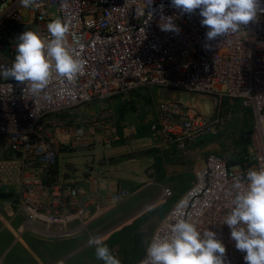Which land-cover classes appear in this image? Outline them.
<instances>
[{
  "label": "built area",
  "instance_id": "built-area-1",
  "mask_svg": "<svg viewBox=\"0 0 264 264\" xmlns=\"http://www.w3.org/2000/svg\"><path fill=\"white\" fill-rule=\"evenodd\" d=\"M38 3L23 8L19 0H0V191L14 193L22 225L35 234L71 236L84 229L94 206L126 196L124 190L102 195L96 177L87 178L88 186L67 179L59 171V155L65 146L72 152L91 151L121 140L113 108L82 114L77 112L80 107L156 87L164 99L157 106L151 135L178 150L226 126V101L250 111L252 124L238 159L216 152L204 156L192 186L161 219L148 245L154 237L170 239L171 225L186 219L202 236L208 230L217 233L226 248V264H244V254L236 250L223 221L233 206L234 182L241 180L246 187V171L264 169V11L239 32L208 42L198 10L182 14L170 0ZM51 8L69 25L65 47L83 70L70 81L53 67L48 87L33 96L25 84L4 73L24 31H35L47 42ZM165 18L172 19L179 33L160 30ZM174 91L211 98L213 114L175 101ZM50 116L56 117L47 121ZM146 249L133 264H151Z\"/></svg>",
  "mask_w": 264,
  "mask_h": 264
},
{
  "label": "clouds",
  "instance_id": "clouds-1",
  "mask_svg": "<svg viewBox=\"0 0 264 264\" xmlns=\"http://www.w3.org/2000/svg\"><path fill=\"white\" fill-rule=\"evenodd\" d=\"M19 5L39 7L38 0H19ZM170 6L182 14L198 10L208 42L239 32L257 18L258 11H264L261 0H170ZM160 30L180 31L171 18L164 19ZM68 32L69 25L59 17L47 24V42L35 31H24L17 40L15 59L4 75L25 84L33 96L48 87L53 67L59 76L73 80L83 64L65 47ZM204 47L209 49L210 45ZM245 180L246 187L241 180L234 182L233 206L223 224L229 228L236 250L244 254V264H264V169L249 168ZM170 237H154L149 243L146 255L151 264H226V248L213 231L202 236L195 224L177 219L171 225ZM88 243L95 247V256L103 264H121L101 239L90 238Z\"/></svg>",
  "mask_w": 264,
  "mask_h": 264
},
{
  "label": "rangeland",
  "instance_id": "rangeland-1",
  "mask_svg": "<svg viewBox=\"0 0 264 264\" xmlns=\"http://www.w3.org/2000/svg\"><path fill=\"white\" fill-rule=\"evenodd\" d=\"M25 15L26 13H24ZM50 15L52 20L57 18L54 8L50 9ZM150 89L156 90L157 88L153 87ZM137 91L82 106L77 112L90 114V111H94L91 113L95 114L107 106L113 108L116 114V109L118 111L121 109L125 113H128L131 118H135L144 111L145 107H150L152 111L157 110L159 102H145L144 100V103H142V100L136 97L137 94L135 93ZM171 97L183 104L190 106L199 105L203 111L210 110L212 105L211 98L190 92L174 91ZM138 111L139 113H137ZM54 117L56 116L52 118ZM61 118L63 119L64 116ZM251 124L248 120L230 119L219 133L208 135L202 140L207 139L208 141H212L222 156L238 159L240 151L244 147L242 146V139L249 136ZM202 140H199V143L200 141L203 143L204 141ZM244 151L246 150L244 149ZM90 153L91 151L73 155V157H80V162L75 163L77 169L80 170L81 167H84L83 171H86L87 165H85V161H88L86 158L90 159ZM193 164L183 163V170H180L178 174H175L176 172L173 171V175L168 176L166 181L161 177V170H163L161 164L152 165L153 172H149L148 169L145 171V174L149 172L147 175L149 177L148 181L124 190L127 193L126 196L116 202L96 205L97 207L93 208L84 229L77 234L68 236L60 233L46 238L29 236L35 239L33 243H37L36 245L29 244V253L21 250L20 245L14 237H5V240H7L5 241V247L0 248V264H31L34 262L32 260L34 256L40 257V255L46 253L49 255L52 264H103L95 256V247L89 245L88 241L90 238H99L105 242L112 254L119 258L121 264H133L144 253L149 239L163 215L167 213L182 193L188 189L184 186L186 184H190L189 187L192 186L195 169H197L195 164ZM99 174L100 171H98ZM102 176H99L100 180ZM100 180H98V183H100ZM104 180H101V182ZM166 190H169L170 194H167ZM99 192L104 195L102 190H99ZM0 193H7L10 195L9 198L13 196L12 190H5V192ZM11 202L15 204L13 200ZM4 234L1 236L3 237ZM27 235L29 234L24 235L23 238L26 239ZM39 243H46L45 246L51 244V246H40L39 248L42 249V252L39 249L36 250Z\"/></svg>",
  "mask_w": 264,
  "mask_h": 264
},
{
  "label": "crops",
  "instance_id": "crops-1",
  "mask_svg": "<svg viewBox=\"0 0 264 264\" xmlns=\"http://www.w3.org/2000/svg\"><path fill=\"white\" fill-rule=\"evenodd\" d=\"M135 94H137V99L142 100V103H144V100L145 102L153 101L160 103L162 96L164 98V95L158 88L156 90L150 88L141 89ZM225 107L230 115L229 119H240L241 121L248 120L251 124V112L242 110L235 101H226ZM116 111V120L121 134V140L115 145L98 146L91 150L90 159L86 158L88 161H85V165H87L86 171H83L84 167H81L80 170L77 169L75 163L80 162V157H73V155L90 151L72 152L66 146L63 147L59 155V171L60 173H64L67 179L76 182V184L88 186V177H96L100 180L99 176L103 174L102 178L105 180L101 178V180L104 181L101 182L100 180L99 190H102L104 195H107L118 190H127L148 181V173L154 171L153 168H151L152 165L161 164V168L163 169L161 170V177L166 181L168 176L173 175V171L176 172L175 174H178L180 170H183V163H194L195 167L198 168L202 164L203 158L207 153L215 151L219 153V149L212 141H208L207 139L202 140L203 138L201 139L204 141L203 143L197 141L193 146L185 150H178L175 147L169 146L165 141L154 139L150 132V126L156 120L157 110L152 111L150 107H145L144 111L135 118H131L128 113H125L121 109L119 111L116 109ZM139 111L137 113H139ZM91 112L94 111H90L89 113ZM203 112L211 116L213 114L212 105L210 110H205ZM47 119V121H50L53 118L48 117ZM59 139L65 143V138L59 136ZM147 169L149 172L145 174ZM66 171L68 173H66ZM98 171H100L101 175H98ZM189 185L190 184H186L184 187L189 189L191 187H189ZM12 200L14 201V198H0L2 204L0 207V248L5 247V241H7L5 237H14L16 242L20 245L21 250L29 253V244H37L33 243L35 239L29 236L38 238H46L49 236H45V234H35L32 227L23 226L22 220L16 214L15 204H12ZM92 211L93 209L91 213ZM2 234H4L3 237L1 236ZM26 234L29 235L24 239L23 236ZM43 245L44 247L51 246V244L45 246L46 243H39L36 250L39 249L42 251L39 247ZM40 257H31L32 260H34L31 264H52L47 253L40 255Z\"/></svg>",
  "mask_w": 264,
  "mask_h": 264
},
{
  "label": "trees",
  "instance_id": "trees-1",
  "mask_svg": "<svg viewBox=\"0 0 264 264\" xmlns=\"http://www.w3.org/2000/svg\"><path fill=\"white\" fill-rule=\"evenodd\" d=\"M242 142H243V144H242V146H244V145H246L248 142H249V136H247L246 138H244V139H242ZM0 192H4V191H0ZM13 194V196H12V198L13 197H15V195H14V193H12ZM11 194V195H12ZM9 196L10 195H8L7 193L5 194V193H0V198H9ZM168 212V211H167ZM166 214V213H165ZM164 214V215H165ZM164 215H163V217H164ZM162 217V218H163Z\"/></svg>",
  "mask_w": 264,
  "mask_h": 264
}]
</instances>
